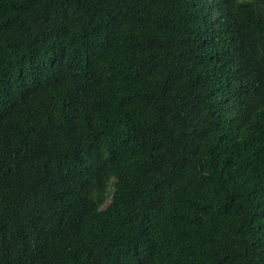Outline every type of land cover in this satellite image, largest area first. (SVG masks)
I'll return each mask as SVG.
<instances>
[{
	"label": "trees",
	"instance_id": "obj_1",
	"mask_svg": "<svg viewBox=\"0 0 264 264\" xmlns=\"http://www.w3.org/2000/svg\"><path fill=\"white\" fill-rule=\"evenodd\" d=\"M0 264H264V0H0Z\"/></svg>",
	"mask_w": 264,
	"mask_h": 264
}]
</instances>
